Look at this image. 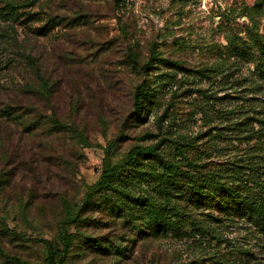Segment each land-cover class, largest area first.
Instances as JSON below:
<instances>
[{"label": "rangeland", "instance_id": "1", "mask_svg": "<svg viewBox=\"0 0 264 264\" xmlns=\"http://www.w3.org/2000/svg\"><path fill=\"white\" fill-rule=\"evenodd\" d=\"M36 71L47 99L35 92ZM14 101L47 102L63 126L20 134L4 111ZM157 143L185 168L196 161L264 186V0H0V264H45V241L74 205L91 223L82 233L127 250L75 246L70 264H264L257 218L206 216L218 208L206 190L186 189L182 202L228 239L223 250L211 239L144 237L96 199L83 203L105 161ZM124 204L145 225L143 207Z\"/></svg>", "mask_w": 264, "mask_h": 264}, {"label": "trees", "instance_id": "2", "mask_svg": "<svg viewBox=\"0 0 264 264\" xmlns=\"http://www.w3.org/2000/svg\"><path fill=\"white\" fill-rule=\"evenodd\" d=\"M130 56L135 58L134 54ZM35 76L39 87L35 92L41 93L47 99L50 94L47 77L40 71H36ZM147 90L148 85L143 83L135 88L134 106L139 113L147 98ZM13 105L10 104L4 111L7 118L16 125L15 131L20 134L34 133L39 128L51 130L53 127L63 126V122L55 117L54 110L47 102L41 107H33L32 104L23 105L18 101H14ZM47 126L51 128L48 129ZM155 162L163 165L164 169L155 172L144 169V165H153ZM187 164L192 168H185L180 163L167 159L160 151L159 143L134 145L122 161L117 163L105 161L98 180L89 187L83 203L89 205V202L91 204L96 199L95 203L100 202L99 204L112 216L131 221L136 233L144 234V237L168 236L194 241L211 239L212 247L219 246L218 250H223L221 249L223 244L219 242L223 241L227 244L228 239L223 238L208 219L198 217L194 207L182 202V198L186 196V189L194 194L206 190L213 196L218 206L212 213H204L206 216L217 219L218 216L225 218L234 212L249 213L260 222L264 233V186L256 190L252 184L254 180L243 175L220 174V170L215 169L205 170L196 161H188ZM256 185L259 187L258 183ZM124 200L139 203L143 207L138 218L142 217L145 225L134 216L132 209L128 211L129 208L124 204ZM84 225L91 223L85 217L83 206H68L59 225L56 239L45 241L47 245L45 264H70L69 257L75 246L82 250L89 249L94 254L102 256L126 255L127 247L121 245L116 247L117 245L111 240L92 239L93 237L82 233ZM72 227L76 228L75 232L70 231ZM240 252L246 253L244 250ZM14 262L31 264L19 258H15ZM214 262L221 263L219 260Z\"/></svg>", "mask_w": 264, "mask_h": 264}]
</instances>
